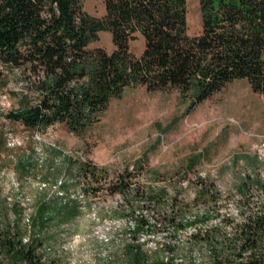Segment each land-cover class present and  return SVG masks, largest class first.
<instances>
[{
    "label": "trees",
    "instance_id": "obj_1",
    "mask_svg": "<svg viewBox=\"0 0 264 264\" xmlns=\"http://www.w3.org/2000/svg\"><path fill=\"white\" fill-rule=\"evenodd\" d=\"M199 6L202 31L191 36L187 0H105L101 18L85 10L84 0H0V90L8 84L6 73L19 71L35 97H23V107L5 118L36 132L61 124L81 136L129 88L175 90L188 101V113L235 80H247L264 95V0H199ZM102 31L111 34L112 52L93 46ZM139 37L144 48L135 54L131 43ZM238 158L254 171L262 165L257 155ZM100 171L85 162L76 176L90 186L101 182ZM133 177L127 171L117 174L107 190L137 197ZM236 189V211L224 214L225 196L215 182L201 178L191 203L172 197L169 224L174 235L197 226L189 241L193 249L207 251L211 264H264V179L246 174ZM64 198L55 195L40 204L33 220L36 231L27 243L12 226L0 231V264H42L37 249L44 240L37 228H47L57 215L79 213L76 203ZM152 198L157 205L164 199L162 194ZM199 203L204 210L188 216L186 211ZM139 222L137 233L154 229L143 215ZM132 264L154 263L136 254ZM155 264L180 263L172 256Z\"/></svg>",
    "mask_w": 264,
    "mask_h": 264
},
{
    "label": "rangeland",
    "instance_id": "obj_2",
    "mask_svg": "<svg viewBox=\"0 0 264 264\" xmlns=\"http://www.w3.org/2000/svg\"><path fill=\"white\" fill-rule=\"evenodd\" d=\"M187 7L188 33L194 36L203 26L199 0H187ZM84 8L98 18L106 13L105 0H84ZM93 46L108 52L115 48L106 31ZM143 48L140 37L131 43L135 54ZM6 74L8 84L0 90V231L12 226L28 240L36 231L33 220L40 204L58 195L54 186L62 180L68 189L64 199L74 200L79 213L57 215L47 228H37L44 240L37 249L42 264H132L136 254L154 264L172 256L180 264H211L207 251L193 249L189 241L197 226L173 234L167 217L172 197L191 203L198 181L208 179L225 196L221 213H235L240 178L251 174L264 179L263 94L255 93L247 80H235L188 113V101L175 90L129 88L80 136L61 124L36 132L6 119L7 112L23 107V97L35 98L19 71ZM10 135L16 140L9 144ZM243 155H257L262 165L254 171L238 158ZM85 162L101 169V182L89 186L76 176ZM125 171L134 176L133 188L140 193L135 198L107 190ZM92 187L100 190L85 193ZM158 194L164 197L159 205L152 202ZM203 210L199 203L186 213ZM142 215L155 226L137 233Z\"/></svg>",
    "mask_w": 264,
    "mask_h": 264
},
{
    "label": "bare ground",
    "instance_id": "obj_3",
    "mask_svg": "<svg viewBox=\"0 0 264 264\" xmlns=\"http://www.w3.org/2000/svg\"><path fill=\"white\" fill-rule=\"evenodd\" d=\"M38 140H40V136H38V134H36V136H35ZM34 138V137H33ZM35 139V138H34ZM8 140H9V144H10V141L11 142H14L15 140H16V138L14 137V136H12V135H10L9 136V138H8ZM9 146H11V145H9ZM47 183V182H46ZM37 184H39V183H37ZM55 184V183H54ZM62 184H63V181L61 180V182H58V184H56L54 187L56 188V193L55 194H58V196H60V198H61V196H66V195H68L67 194V192H66V190L64 191L63 189H62ZM48 186H51V185H48ZM47 187V186H46ZM44 188H45V186H44ZM47 189V188H46ZM51 190V189H50ZM54 190V189H53ZM76 190V189H75ZM49 191V190H48ZM76 194V193H75ZM51 196H52V194H51ZM69 197H70V194H69ZM73 197H75V195H73ZM76 199V198H75ZM80 199V198H79ZM71 200V199H70ZM74 201V200H73ZM27 210V209H26ZM28 213V212H27ZM30 219V218H29ZM27 220L28 221V223H29V221L30 220ZM28 226V225H27ZM31 226H32V224H31ZM26 241H28V240H26Z\"/></svg>",
    "mask_w": 264,
    "mask_h": 264
},
{
    "label": "built area",
    "instance_id": "obj_4",
    "mask_svg": "<svg viewBox=\"0 0 264 264\" xmlns=\"http://www.w3.org/2000/svg\"><path fill=\"white\" fill-rule=\"evenodd\" d=\"M4 98H6V97L4 96Z\"/></svg>",
    "mask_w": 264,
    "mask_h": 264
}]
</instances>
